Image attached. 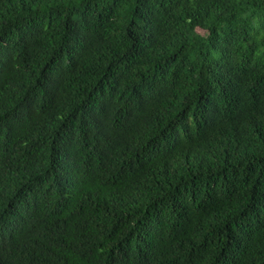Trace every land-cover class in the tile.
Returning <instances> with one entry per match:
<instances>
[{
	"label": "trees",
	"instance_id": "trees-1",
	"mask_svg": "<svg viewBox=\"0 0 264 264\" xmlns=\"http://www.w3.org/2000/svg\"><path fill=\"white\" fill-rule=\"evenodd\" d=\"M0 264H264V0H0Z\"/></svg>",
	"mask_w": 264,
	"mask_h": 264
}]
</instances>
